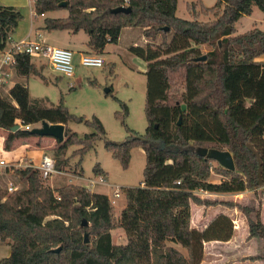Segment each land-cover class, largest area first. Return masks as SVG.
I'll return each instance as SVG.
<instances>
[{
	"label": "trees",
	"instance_id": "trees-1",
	"mask_svg": "<svg viewBox=\"0 0 264 264\" xmlns=\"http://www.w3.org/2000/svg\"><path fill=\"white\" fill-rule=\"evenodd\" d=\"M178 2L35 1L38 15L68 11L66 17H45L44 29L83 30L95 54H103L109 43L117 44L124 28L142 29L146 44H132L128 50L148 65V126L145 134L134 132L122 142L107 139L105 147L125 168L134 146L143 148L147 162L143 184L124 189L126 205L119 218L105 193L76 183L53 188L45 184L37 168L16 169L26 186L13 192L0 187V242L11 248L0 264H201L204 243L229 240L234 222L220 214L206 229L192 228V202L222 203L242 210L248 218L249 236L263 242L261 254L250 258L264 263L261 206L211 201L195 193H240L264 186V61L257 60L264 54V30L254 26L238 33L236 28L241 17L253 13L254 6L264 13V0H217L210 7L199 0L200 9L193 2L187 5L192 19L177 15ZM119 6H130L131 11L112 12ZM199 14H212L213 18L200 20ZM22 18L15 6L0 5V52ZM202 45L212 46L205 53L206 60L197 59L204 55ZM16 59L19 77L35 74L47 79L45 67L34 63L31 55L18 53ZM177 75L182 78L181 91L174 88ZM123 106L127 113L128 106ZM19 120L24 125L44 120L65 124V139L60 142L53 137L58 142L55 160L59 171L69 164L65 155L71 146H80L73 153L80 155L76 164L80 166L84 153L106 135L97 116L89 120L72 113L63 97L58 105H43L32 99L24 82H16L7 94L0 89V128L7 130L4 146L12 150L33 138L39 146L48 137L25 128L12 131ZM70 120L85 122L95 131L80 136L68 126ZM201 147L229 150L236 169L215 165V160L198 153ZM94 172L104 174L99 163ZM213 172L223 179L212 181ZM84 220L87 225H82ZM119 228L126 232V243L113 242L112 231Z\"/></svg>",
	"mask_w": 264,
	"mask_h": 264
},
{
	"label": "rangeland",
	"instance_id": "rangeland-1",
	"mask_svg": "<svg viewBox=\"0 0 264 264\" xmlns=\"http://www.w3.org/2000/svg\"><path fill=\"white\" fill-rule=\"evenodd\" d=\"M216 1L203 0V3L210 7ZM192 2L197 5V9H200L199 0H179L177 15L185 19H192V15L187 8L188 3ZM5 3L14 5L23 15L18 27L12 34V38L7 42L8 46H10V41L12 40L19 41L26 38L28 40H37L39 32L44 34V36H48V41L51 44L65 48H69L65 40H71L81 46L84 45L83 42L88 40V35L85 31H80L75 36H70L73 35L71 32L55 30L51 32L53 36H49V30L47 31L43 28L45 17H65L68 14V11L65 9L49 12L46 15H38L35 13L34 0H0V4ZM199 16L200 20L204 21L213 18L212 14H199ZM254 23H256L257 27L264 30V13L257 6H254L251 15H245L237 22V32L242 33L253 28ZM44 36L42 35V39ZM143 37L141 28H128L124 30L117 44L109 43L103 55L97 54L104 60L102 67L78 66L76 63H78L79 57L74 56V64L76 65V75L74 77L61 76L53 70L45 57L32 56L34 63L45 67L43 74L47 79L35 74L28 78L25 77L33 100H38L43 105L53 106L58 105L61 97H63L65 104L72 113L89 120L93 116H97L101 119L106 130V135L96 140L93 147L84 153L80 166H76L80 155H73L75 150L80 148V146H71L65 155L69 157V164L66 169L52 174L51 177L45 179V184L53 188L68 183L82 184L93 191L107 194L111 199L114 198L115 189L119 188L122 195L116 198L117 202L114 204L118 218L121 215L122 206L126 203L124 189L127 187H138L143 184L147 156L142 147L134 146L131 150L129 165L125 168L113 156V153L105 147V142L107 139L122 142L129 136L135 135L134 132L138 135L145 134L146 132L148 126L145 112L147 76L142 72V67L146 65V61L138 56L132 55L131 57V53L128 50L132 44L145 45L146 42L143 41ZM159 41L160 38L157 39V42ZM200 47L204 55L212 49V46L209 45H202ZM91 54L95 53L92 52ZM113 65L114 73H112ZM174 88L182 90V78L179 75L175 79ZM106 89H111V91L108 93ZM3 92L7 94V91ZM123 103L128 106L127 113H125ZM40 125L41 122L36 123L32 128ZM68 126L73 131L79 133L80 136L95 131L85 122L70 120ZM37 142V138L25 141L30 146L27 154L29 158L33 159L34 165L37 166L41 163L43 151L55 158V150L58 146L55 138L52 136L43 138L42 144L39 146H37ZM24 149L21 148L22 151ZM97 163L104 170V176L94 172V166ZM217 163L215 162L214 164L217 165ZM21 164L23 166L27 165L29 161L23 160ZM101 177L106 178V183L99 181ZM90 179L98 182L90 184ZM221 179L223 178L220 174L213 172L212 181H220ZM11 184L19 186V188L26 186L25 180L17 172L11 171L0 174V187L7 190V187ZM259 194L260 190L251 191V195L258 201L260 200ZM237 197L243 201L247 198L246 195L244 197ZM220 207L217 206L219 209ZM126 240L127 237L123 230H114V243H123ZM257 249L254 248L253 252H257ZM10 250V245L0 242V260L7 257L10 254ZM239 254L241 255V253ZM227 260L228 257L226 260L221 261ZM218 261V259L210 261V264H220Z\"/></svg>",
	"mask_w": 264,
	"mask_h": 264
},
{
	"label": "crops",
	"instance_id": "crops-1",
	"mask_svg": "<svg viewBox=\"0 0 264 264\" xmlns=\"http://www.w3.org/2000/svg\"><path fill=\"white\" fill-rule=\"evenodd\" d=\"M0 5H11V4L5 3V4H0ZM12 6H14V5H12ZM51 12H55V11H51ZM47 13H49V12H47ZM243 17H241V18H243ZM254 26H256V23L253 24V27ZM126 29H128V28H124L122 30V33ZM53 31H55V30H53ZM65 31L71 32L69 30H65ZM49 32H50L49 36H51L52 31H49ZM122 33H121V36H122ZM71 34H73V35H70V36H75L77 33L71 32ZM37 35H38V37H37L38 39H42V35L44 36V34H41L40 32ZM42 40H45L48 43H50L48 41V36H44ZM143 41L147 42V40L144 37H143ZM65 42H67L68 47L71 50H73V52L75 53V57H79V61H78V63H76L78 66L82 65L80 63V58L82 55L92 53L90 51V47L87 45L88 40L83 42L84 45H82V46L72 42L71 40H65ZM131 57H132V54H131ZM257 60L258 61H264V54L259 56L257 58ZM147 68H148V65L146 62V65H144V67H142V69H143L142 72L145 73L147 71ZM16 77H17V79H16ZM16 82L26 83V79L23 77H19L16 74V71L14 69L13 70V78H12L11 82H9L6 86H4L0 89L2 90V92L7 91V93H8L9 89ZM110 91H111V89H109L108 93ZM20 128H22V127L20 126ZM6 134H7V130L0 128V157H4L5 159H7L9 161H13V160L18 161V160L22 159V160H25L26 162L27 161L33 162V159L29 158V156L27 154V152L30 150L29 149L30 146L28 143H19L12 150H7L5 148L4 143H5ZM21 148L22 149L25 148L26 150L24 149L22 151ZM44 153H45V151H43V154ZM25 166L26 165H24V166L22 165L20 167L9 168L5 172H11V171L16 172V169L21 168V167H25ZM102 176H104V175L102 174ZM104 179L106 180L105 177H104ZM214 182H219V181H214ZM16 187L19 188V186H16ZM57 187H60V186H57ZM57 187H54V188H57ZM254 190H256V191L260 190L259 198L261 201L260 200L258 201L256 198H254V196L251 195V191H254ZM100 193H103V192H100ZM195 193L200 198L211 200V201H219V202L231 201V202H237V203L239 202L243 206L253 205L257 209L259 208V206H261V216H262V220L264 222V186H261V187L256 188V189L245 190V191L240 192V193L209 192V191H203V190L196 191ZM245 195L247 198L244 199V201L242 199H238V197H237V196H243L244 197ZM228 198H232V199H228ZM113 199H115L114 204H116V202H117L116 198L114 197ZM113 199H111V200H113ZM125 205H126V203L122 206V209L124 208ZM217 206H221L220 209L217 208ZM191 213H192L191 227L196 228V229L201 230V231L206 229L209 226V224L220 214H225V215L229 216L234 222V233H233V236L229 240H226V241L211 240V241H206L204 243V254H203V259L201 261V264H210V261H214L217 259L219 260L218 262H220V264H264L261 259H251L250 258L252 256L256 257V256H259L261 254L263 242L261 239L253 238V237L249 236L248 218L242 212V210H240L238 208L230 207V206H228L226 204H222V203L211 204V205H204V204L199 205V204L192 202L191 203ZM119 229H121V228H119ZM121 230H123V229H121ZM113 232H114V230L112 231V238H113ZM125 234H126V232H125ZM126 241L123 243H126ZM5 243H7V242H5ZM173 245L177 249H179L181 252H183L185 255L187 254V250L185 248H183L180 244L175 243ZM254 248L255 249L258 248L257 252H253ZM239 253H241V255ZM227 257H228L227 261H221V260H226Z\"/></svg>",
	"mask_w": 264,
	"mask_h": 264
},
{
	"label": "built area",
	"instance_id": "built-area-1",
	"mask_svg": "<svg viewBox=\"0 0 264 264\" xmlns=\"http://www.w3.org/2000/svg\"><path fill=\"white\" fill-rule=\"evenodd\" d=\"M18 53H26L31 56H43L49 61L53 70L60 75L65 77H74L76 75V65L74 64L75 53L70 48L56 46L38 38L37 40H28L27 38L19 41L12 40L10 41V46L7 44L4 50L0 52V88L11 82L13 70L15 69L14 65L17 61L16 54ZM80 63L83 66L102 67L104 60L97 54H84L80 58ZM18 124L25 129H31L33 126L31 124L24 125L20 120ZM21 161L23 160L9 161L4 157H0V174L4 173L9 168L22 166ZM29 166L37 168L43 179H47L51 177L52 174L59 172L56 168L55 158L48 153L42 155L39 165L36 166L33 162H29L25 167ZM90 181V184L98 182L94 179H90ZM99 181L106 183L104 177H101ZM16 189L17 187L13 184L7 187L8 192H13ZM120 191L119 188L115 189L113 194L115 198L121 196ZM112 202L115 203V199H113Z\"/></svg>",
	"mask_w": 264,
	"mask_h": 264
},
{
	"label": "water",
	"instance_id": "water-1",
	"mask_svg": "<svg viewBox=\"0 0 264 264\" xmlns=\"http://www.w3.org/2000/svg\"><path fill=\"white\" fill-rule=\"evenodd\" d=\"M63 5L65 4L64 2L62 3ZM131 7L130 6H119L114 9H112V12L118 13V12H130ZM168 30V27L165 28ZM207 56L203 55L199 58L198 60H206ZM108 92L109 89H106ZM20 128L19 124H16L15 126L12 127V131H16L17 129ZM31 134H38L40 136H52L58 139L60 142H62L65 139L64 131H65V124L63 123H50L46 120L41 122L40 126L33 127L32 129H28ZM198 153L201 156L208 157L210 159L215 160L218 162L222 167L234 171L236 169L234 157L232 153L229 150H221L217 148H205L201 147L198 150ZM82 225H87V221L84 220ZM88 234H85V242H88ZM58 248L57 250H59Z\"/></svg>",
	"mask_w": 264,
	"mask_h": 264
}]
</instances>
